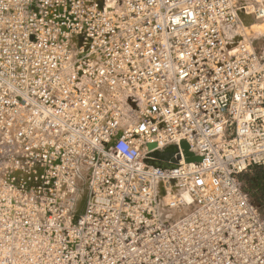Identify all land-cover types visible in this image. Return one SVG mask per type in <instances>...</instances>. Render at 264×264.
Listing matches in <instances>:
<instances>
[{
    "label": "built area",
    "instance_id": "obj_1",
    "mask_svg": "<svg viewBox=\"0 0 264 264\" xmlns=\"http://www.w3.org/2000/svg\"><path fill=\"white\" fill-rule=\"evenodd\" d=\"M239 8L0 0V264H264V214L238 178L264 166V33L231 48L222 26ZM70 34L83 40L73 64ZM117 84L143 102L122 130ZM184 141L196 161L162 154ZM16 152L24 175L2 161ZM80 164L90 173L75 215L61 198ZM156 181L186 187L190 210L163 219Z\"/></svg>",
    "mask_w": 264,
    "mask_h": 264
},
{
    "label": "bare ground",
    "instance_id": "obj_2",
    "mask_svg": "<svg viewBox=\"0 0 264 264\" xmlns=\"http://www.w3.org/2000/svg\"><path fill=\"white\" fill-rule=\"evenodd\" d=\"M239 3L240 8L238 12V21L235 24L222 26L224 32L227 34V41L231 48H234L239 42H244L245 40L251 41L254 45L259 44L261 42V35L264 33V0H239ZM115 9L117 13L122 10L121 6L117 3L115 4ZM68 38L70 44V54L68 58L72 63V61H76L81 58L80 55L83 51V40L81 36L77 34H70ZM101 56L102 55L100 53L96 52L93 56L95 62L99 63ZM78 81L80 84H89L90 86L93 83L92 79L82 72L78 74ZM100 86L102 91L105 94H108V91H110L109 83L104 82ZM113 92L116 94V104L121 110V116L119 117V130H122L126 126L134 125L140 117L139 108L141 109L143 107V102L137 99L138 93L132 89H125L120 84L115 85ZM20 123L21 119H17L15 121L16 125H19ZM134 141L144 142L145 139L141 136H135ZM192 149L193 147L184 141L180 142L178 145L174 144L172 146L165 147L162 154L168 150L176 151L177 153L180 152L183 154V157H185V155L188 156L187 159L185 158L184 163H192L198 159V155L195 151L192 152ZM17 154L19 153L16 152L14 157H8L6 155L2 161L7 165V167H9V170L24 175L22 170L17 169L16 167L13 168V166H15V159L17 160L20 158L19 156H16ZM177 158L181 159L179 156H177ZM89 173V168L80 164L77 169L75 193L68 194L61 198V202L64 206H68L70 208L71 205V210L75 215L81 213L88 188ZM153 187L156 189L157 193L159 214L163 219H177L186 214L192 207L193 199L186 187L173 183L166 184L163 181L154 182ZM63 190L65 191V189ZM244 191L248 192L246 189H244ZM170 198H175L178 201L176 207H170L168 205V200Z\"/></svg>",
    "mask_w": 264,
    "mask_h": 264
},
{
    "label": "rangeland",
    "instance_id": "obj_3",
    "mask_svg": "<svg viewBox=\"0 0 264 264\" xmlns=\"http://www.w3.org/2000/svg\"><path fill=\"white\" fill-rule=\"evenodd\" d=\"M241 185L254 198L264 214V166H251L239 176Z\"/></svg>",
    "mask_w": 264,
    "mask_h": 264
}]
</instances>
